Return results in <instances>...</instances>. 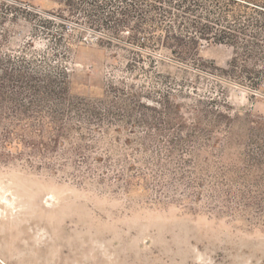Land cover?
Listing matches in <instances>:
<instances>
[{"label":"rangeland","instance_id":"374dc122","mask_svg":"<svg viewBox=\"0 0 264 264\" xmlns=\"http://www.w3.org/2000/svg\"><path fill=\"white\" fill-rule=\"evenodd\" d=\"M66 8L0 0V66L46 96L3 105L0 264H264V203L230 198L254 157L264 183V65L213 39L181 58Z\"/></svg>","mask_w":264,"mask_h":264},{"label":"trees","instance_id":"16d2710c","mask_svg":"<svg viewBox=\"0 0 264 264\" xmlns=\"http://www.w3.org/2000/svg\"><path fill=\"white\" fill-rule=\"evenodd\" d=\"M55 1L67 7L62 12L67 11L72 16L84 12L92 24L108 29L113 27L117 33L129 32L133 40L145 32L148 42L176 51L181 58L200 61L198 51L201 40L213 39L235 48V62L254 61L256 65H264V0ZM160 32H163L162 36ZM0 73H5V77L0 78V117H5L3 105L8 102L21 107L20 112L24 114L26 104L21 101L23 96L38 106L46 99L36 81L37 77L40 78L36 71L24 72L23 68L13 71V68L0 66ZM6 131L10 137L14 133L13 130ZM261 149L264 151V145ZM260 165L261 159L254 157L248 163L247 176L242 181L231 176V182L248 188L244 192L241 189L232 191L233 187H230L232 202L242 195L254 200L251 203L257 207L263 205L264 199L260 197L264 190L263 181L248 177L254 176ZM254 187L259 189L258 193H255Z\"/></svg>","mask_w":264,"mask_h":264}]
</instances>
